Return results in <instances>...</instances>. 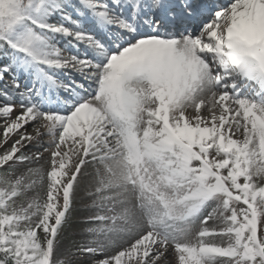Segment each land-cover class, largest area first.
Here are the masks:
<instances>
[{
	"label": "snow or ice",
	"instance_id": "obj_1",
	"mask_svg": "<svg viewBox=\"0 0 264 264\" xmlns=\"http://www.w3.org/2000/svg\"><path fill=\"white\" fill-rule=\"evenodd\" d=\"M0 128V264H264V0H0Z\"/></svg>",
	"mask_w": 264,
	"mask_h": 264
},
{
	"label": "rangeland",
	"instance_id": "obj_2",
	"mask_svg": "<svg viewBox=\"0 0 264 264\" xmlns=\"http://www.w3.org/2000/svg\"><path fill=\"white\" fill-rule=\"evenodd\" d=\"M0 132H2V128H0ZM81 196H83V193H81ZM86 202V201H84ZM84 202L80 203L77 205L78 208V212L75 216L74 222H73V226L71 229L72 233H75V239L80 240L82 237L80 236V233L82 231V229L85 227V225H83L82 223H80L81 219L87 214L84 211ZM68 246V241H65V247ZM169 259L171 260V256H169ZM86 260L87 258H84L83 260L80 261H76L75 264H86Z\"/></svg>",
	"mask_w": 264,
	"mask_h": 264
}]
</instances>
